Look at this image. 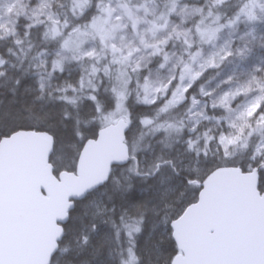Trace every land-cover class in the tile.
<instances>
[{
  "label": "snow or ice",
  "instance_id": "6c2138e0",
  "mask_svg": "<svg viewBox=\"0 0 264 264\" xmlns=\"http://www.w3.org/2000/svg\"><path fill=\"white\" fill-rule=\"evenodd\" d=\"M264 0H0V264H264Z\"/></svg>",
  "mask_w": 264,
  "mask_h": 264
},
{
  "label": "rangeland",
  "instance_id": "374dc122",
  "mask_svg": "<svg viewBox=\"0 0 264 264\" xmlns=\"http://www.w3.org/2000/svg\"><path fill=\"white\" fill-rule=\"evenodd\" d=\"M257 54L259 55V54H264V49H258L257 50Z\"/></svg>",
  "mask_w": 264,
  "mask_h": 264
}]
</instances>
